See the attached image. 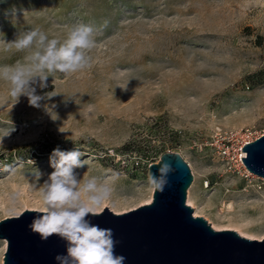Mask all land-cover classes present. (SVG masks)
<instances>
[{
  "label": "rangeland",
  "instance_id": "1",
  "mask_svg": "<svg viewBox=\"0 0 264 264\" xmlns=\"http://www.w3.org/2000/svg\"><path fill=\"white\" fill-rule=\"evenodd\" d=\"M79 24L97 30L91 64L37 87L58 93L39 108L24 96L14 104L0 81V221L37 213L32 171L43 183L57 147L84 153L76 172L112 186L105 208L115 214L145 205L149 166L176 152L193 174L187 204L263 240L264 179L227 173L198 144L217 127L264 135V0H0V40L36 27L63 40ZM27 54L0 48V65ZM228 203L234 212L223 218ZM7 245L0 239V264Z\"/></svg>",
  "mask_w": 264,
  "mask_h": 264
},
{
  "label": "clouds",
  "instance_id": "2",
  "mask_svg": "<svg viewBox=\"0 0 264 264\" xmlns=\"http://www.w3.org/2000/svg\"><path fill=\"white\" fill-rule=\"evenodd\" d=\"M13 19H16L15 10ZM96 31L92 26L79 24L70 28L61 40L49 38L36 27L19 32L13 41L0 40L3 51L28 52L23 63L0 65V81L9 85L14 104L24 96L30 106L39 108L42 100L58 94L53 91L37 94V87H47L49 77L67 76L88 68L89 53L97 44ZM83 156L77 147L69 151L54 149L50 157L53 171L43 183L40 181L44 173L33 169L32 187L38 191L39 205L31 209L38 214L29 228L42 240L55 235L66 242V255L55 257L58 264H124L126 258L115 252L118 241L113 238L112 229L101 228L88 219L100 215L105 207L114 206L113 188L104 178L79 176L76 169L88 165L87 159H81ZM173 171L169 162L161 160L157 172H150L147 177L148 187L163 192ZM14 215L18 218L22 213Z\"/></svg>",
  "mask_w": 264,
  "mask_h": 264
},
{
  "label": "water",
  "instance_id": "3",
  "mask_svg": "<svg viewBox=\"0 0 264 264\" xmlns=\"http://www.w3.org/2000/svg\"><path fill=\"white\" fill-rule=\"evenodd\" d=\"M243 152L246 168L264 178V135ZM161 160L174 171L163 192L154 191L151 203L123 214L105 208L100 215L88 217L92 224L112 229L118 241L115 252L126 258L124 264H264V239L216 230L204 217L195 216L187 204L193 174L183 157L166 152L149 166V173L157 172ZM37 214L26 211L19 218L0 221V239L8 243L4 264H58L55 257L66 255V242L58 236L42 240L30 230Z\"/></svg>",
  "mask_w": 264,
  "mask_h": 264
},
{
  "label": "built area",
  "instance_id": "4",
  "mask_svg": "<svg viewBox=\"0 0 264 264\" xmlns=\"http://www.w3.org/2000/svg\"><path fill=\"white\" fill-rule=\"evenodd\" d=\"M262 136H257L249 129L233 131L217 127L207 141L199 142L198 147L201 150L213 151L227 173L249 177V171L242 160L247 157L243 148Z\"/></svg>",
  "mask_w": 264,
  "mask_h": 264
},
{
  "label": "bare ground",
  "instance_id": "5",
  "mask_svg": "<svg viewBox=\"0 0 264 264\" xmlns=\"http://www.w3.org/2000/svg\"><path fill=\"white\" fill-rule=\"evenodd\" d=\"M230 125V124H229ZM228 125V126H229ZM231 127V126H230ZM249 171V170H248ZM249 174L250 176H254V174H252L250 171H249ZM256 176V175H255ZM258 177V176H257ZM264 179V178H262ZM153 194H154V191H152L150 197L146 200V203L145 204H149L152 202L153 200ZM188 204L190 206H192L194 208V211H195V216H200V211L201 210H204L203 208H199V207H196L194 205V203L191 201V198L189 197L188 199ZM224 204V203H223ZM206 208V207H205ZM224 210V213L222 214L220 210H218V215L225 218L228 214H232L234 212V205L233 203H228L226 205L223 206L222 208ZM209 220V219H208ZM210 221V224L213 226L214 229L216 230H226V229H229V230H235L237 231L241 236H244V237H247V238H250V239H254L252 238L253 236L250 235L249 233H247L245 230H244V225H239V224H234V223H230L228 225H221L219 223H215V222H212L211 220ZM247 227V226H246ZM1 264H3V257L1 259Z\"/></svg>",
  "mask_w": 264,
  "mask_h": 264
}]
</instances>
